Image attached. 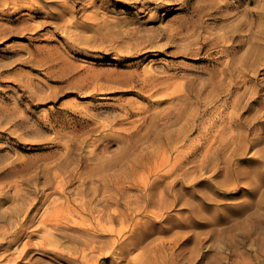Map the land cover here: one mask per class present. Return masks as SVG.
Returning a JSON list of instances; mask_svg holds the SVG:
<instances>
[{"label": "rangeland", "instance_id": "rangeland-1", "mask_svg": "<svg viewBox=\"0 0 264 264\" xmlns=\"http://www.w3.org/2000/svg\"><path fill=\"white\" fill-rule=\"evenodd\" d=\"M0 264H264V0H0Z\"/></svg>", "mask_w": 264, "mask_h": 264}, {"label": "bare ground", "instance_id": "bare-ground-1", "mask_svg": "<svg viewBox=\"0 0 264 264\" xmlns=\"http://www.w3.org/2000/svg\"><path fill=\"white\" fill-rule=\"evenodd\" d=\"M2 217V216H1ZM3 219V218H2ZM6 220V219H5ZM7 229V228H6ZM7 231V230H6ZM8 232V231H7ZM6 236V235H5ZM3 239V238H2ZM11 239V238H10ZM5 252V251H4ZM14 260H15V258H14Z\"/></svg>", "mask_w": 264, "mask_h": 264}]
</instances>
